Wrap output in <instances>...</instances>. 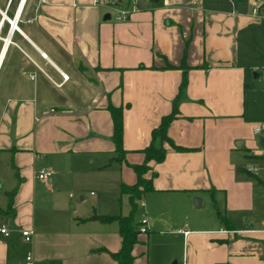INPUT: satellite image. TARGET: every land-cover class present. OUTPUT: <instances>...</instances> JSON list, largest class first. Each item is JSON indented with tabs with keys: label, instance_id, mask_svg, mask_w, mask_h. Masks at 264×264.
<instances>
[{
	"label": "crops",
	"instance_id": "obj_1",
	"mask_svg": "<svg viewBox=\"0 0 264 264\" xmlns=\"http://www.w3.org/2000/svg\"><path fill=\"white\" fill-rule=\"evenodd\" d=\"M9 1L0 11L11 18L19 0ZM259 3L24 2L20 31L0 41V155L10 172L0 177L8 195L0 209L12 193L0 214L9 231L0 264H25L28 252L33 264H117V221L90 217L130 212L120 184L136 182L131 165L143 161L183 76L166 133L185 150L164 144V158L148 162L151 190L134 213L136 226L147 225L133 264H264V155L252 133L264 123V19L250 13ZM119 9L126 19L117 20ZM110 104L123 107L121 162ZM40 169L51 171L48 181ZM209 206L214 217L201 212ZM21 229L33 231L31 241Z\"/></svg>",
	"mask_w": 264,
	"mask_h": 264
},
{
	"label": "trees",
	"instance_id": "obj_2",
	"mask_svg": "<svg viewBox=\"0 0 264 264\" xmlns=\"http://www.w3.org/2000/svg\"><path fill=\"white\" fill-rule=\"evenodd\" d=\"M153 1V0H149ZM139 67H142L139 65ZM185 78L182 80L178 87V92L175 95L171 110L169 113L163 115L160 118L158 125L151 129L149 143L141 149L143 153V161L140 164L131 165L132 169L136 174V182L131 185L124 183L120 184V194H127L131 204V210L127 215H93L90 218H97L102 221L115 220L118 223V232L121 236V247L118 251L111 253V256L116 260L117 264H133L132 248L136 243V236L139 233L137 226L134 224V213L136 211L137 201L140 200L141 196L151 190L150 180L144 177L145 172L149 170L148 162H160L165 155L164 144H168L174 150L182 151L185 150L182 147L176 146L172 143L166 133L169 122L175 118L176 101L179 93L184 85ZM108 111L111 114L113 123L112 141L114 143L115 156L113 159L121 162L124 159L126 150L122 146V134H123V107L108 105ZM12 206V193H9L7 208L0 209V214H7L11 210ZM223 224V218H221ZM224 225V224H223Z\"/></svg>",
	"mask_w": 264,
	"mask_h": 264
},
{
	"label": "built area",
	"instance_id": "obj_3",
	"mask_svg": "<svg viewBox=\"0 0 264 264\" xmlns=\"http://www.w3.org/2000/svg\"><path fill=\"white\" fill-rule=\"evenodd\" d=\"M11 1V0H10ZM9 1V2H10ZM26 0H19L17 9L13 15V17L9 18L6 16L5 11H0V41L3 44L10 43L11 42V36L15 31H20L18 22L20 20V8L24 4ZM98 0H94V3H97ZM250 13L252 16L258 18V19H264V3L254 4L252 5L250 9ZM128 16V12L124 9H119V14L117 15V20H124ZM7 24V29L5 34L3 35V28L4 24ZM44 55V54H43ZM62 77L64 80L68 78L66 74L62 73ZM56 110L54 108H50L48 110H43L40 115L35 117L36 121H39L41 117L46 116L49 113L55 112ZM264 131V123L259 122L253 125L252 127V133L255 136H259ZM258 155H264V146H260L258 149ZM252 167H249L248 170H251ZM51 171L48 169H40L37 173V178L43 181H48L51 177ZM142 205V202H140ZM264 224V221H263ZM146 225L147 220L145 218H142L139 222V225L137 226L138 232H145L146 231ZM0 234L4 236L9 235V231L5 227H0ZM20 235L25 241H31L33 231L30 229H21ZM25 264H33V255L31 252H28L25 257Z\"/></svg>",
	"mask_w": 264,
	"mask_h": 264
},
{
	"label": "rangeland",
	"instance_id": "obj_4",
	"mask_svg": "<svg viewBox=\"0 0 264 264\" xmlns=\"http://www.w3.org/2000/svg\"><path fill=\"white\" fill-rule=\"evenodd\" d=\"M116 155V154H115ZM2 155H0V163H1V166H0V177L1 178H4L6 177L7 175H5L9 170H8V163L7 165L4 164L2 162ZM3 166V167H2ZM5 172V173H4ZM0 183H2L1 179H0ZM5 190H6V185H1L0 186V204L1 205H5L7 203V198H8V195H6L5 193ZM94 192L96 191L95 189H92ZM71 192L72 195H74V199H78V195L76 193H74L73 191H69V193ZM93 199V196L90 195L89 191L87 192L86 194V202L90 203L91 200ZM123 200L125 201V203L127 204V196L126 195H123ZM138 206L136 207V212H135V220L136 219H139L140 218V210H139V203L137 204ZM202 213H204L205 215L209 216V215H212L214 217V211H213V208H211V206H209L208 208H205L203 210H201ZM139 224V223H138Z\"/></svg>",
	"mask_w": 264,
	"mask_h": 264
},
{
	"label": "water",
	"instance_id": "obj_5",
	"mask_svg": "<svg viewBox=\"0 0 264 264\" xmlns=\"http://www.w3.org/2000/svg\"><path fill=\"white\" fill-rule=\"evenodd\" d=\"M257 144L259 146H264V135L261 134L257 137Z\"/></svg>",
	"mask_w": 264,
	"mask_h": 264
}]
</instances>
